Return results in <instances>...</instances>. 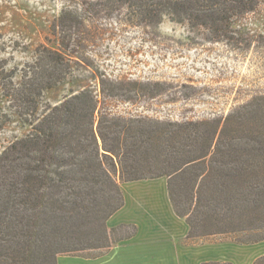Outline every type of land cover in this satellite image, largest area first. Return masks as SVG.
<instances>
[{
	"label": "trees",
	"instance_id": "16d2710c",
	"mask_svg": "<svg viewBox=\"0 0 264 264\" xmlns=\"http://www.w3.org/2000/svg\"><path fill=\"white\" fill-rule=\"evenodd\" d=\"M113 1L128 6L138 24H159L167 17L227 30L234 18L264 0ZM0 69L6 102L0 105V129L9 121L8 110L30 125L0 152V264H57L59 255H103L136 231L133 224L105 226L124 202L119 182L160 175L168 178L174 212L189 225V240L211 235L239 244L264 240V95L222 123L113 116L104 121L101 115L95 128L97 103L89 89L37 114L42 91L71 72L59 52L39 51L19 83L12 71ZM253 264H264V255Z\"/></svg>",
	"mask_w": 264,
	"mask_h": 264
},
{
	"label": "rangeland",
	"instance_id": "374dc122",
	"mask_svg": "<svg viewBox=\"0 0 264 264\" xmlns=\"http://www.w3.org/2000/svg\"><path fill=\"white\" fill-rule=\"evenodd\" d=\"M118 4L0 0V68L12 71L14 83L43 48L59 52L70 65L62 83L42 91L37 114L89 89L97 103L95 128L101 115L104 121L113 116L215 124L264 95V1L234 18L227 30L191 27L167 17L159 24H138L130 8ZM0 105H6L1 94ZM8 113L0 129V152L30 130L13 111ZM160 177L168 182L165 175L147 179ZM213 239L228 240L222 235ZM249 251L252 261L264 255V240Z\"/></svg>",
	"mask_w": 264,
	"mask_h": 264
},
{
	"label": "crops",
	"instance_id": "0c3cea01",
	"mask_svg": "<svg viewBox=\"0 0 264 264\" xmlns=\"http://www.w3.org/2000/svg\"><path fill=\"white\" fill-rule=\"evenodd\" d=\"M120 188L124 203L106 224H133L135 233L98 257L59 255L57 264H253L249 248L259 242L213 239L218 235L189 240V225L173 210L166 178L123 181Z\"/></svg>",
	"mask_w": 264,
	"mask_h": 264
}]
</instances>
